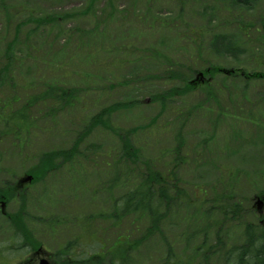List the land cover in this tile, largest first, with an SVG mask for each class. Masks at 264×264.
I'll return each mask as SVG.
<instances>
[{
    "label": "rangeland",
    "instance_id": "rangeland-1",
    "mask_svg": "<svg viewBox=\"0 0 264 264\" xmlns=\"http://www.w3.org/2000/svg\"><path fill=\"white\" fill-rule=\"evenodd\" d=\"M110 2L116 10L114 15L110 14L113 10ZM236 3V0H96L93 3L90 0H0V68L7 64L11 71L6 84L0 87V99L13 97L17 101L15 109H21L33 95L56 82L78 91L77 107L55 110L51 102L48 112L47 102L28 108L34 124L22 141L7 134L0 121V131L5 132L0 134V183L21 178L43 153L70 149L81 138L82 152L73 162L64 163L43 182L28 188V211L34 219L29 229L45 251L58 250L60 243L79 233L74 221L76 215L85 217L87 212L97 211L106 204L107 186L118 171L119 164L114 162L119 158V135L102 125L85 136L83 131L91 114L115 103L130 106L114 112L109 117L110 123L116 129L139 127L133 138L146 158H153L174 145L180 134L186 145L196 149L194 157L200 159L191 161L182 170L189 190L193 186L210 188L219 173L224 172L226 178L229 171L233 172L229 181L233 182L236 193L245 203H255L257 191L264 188V83L258 81L244 88L240 80H227L225 86L219 81L212 95L203 87L173 95L170 90L181 88L183 81L165 77L161 66L163 62L186 59L190 53L197 55L199 51L203 53L202 59L209 58L211 52L219 54L223 65L226 61L228 67L240 60L241 66L249 71L263 70V66L254 67V62H264V55L253 57L257 50L252 47L258 45L254 40L256 31L252 29L251 39L241 35L237 19L232 16L241 14L256 23L263 12L261 3L242 6L247 10H238L240 5ZM65 13L73 14L58 23L37 20ZM200 27L205 29L203 38L194 33ZM220 33L231 36L244 51L231 53L224 50V43H218L215 47L219 51L213 52L210 38ZM184 35L187 39L181 38ZM196 37L201 45L187 46ZM11 42L14 43L7 57L4 50ZM175 70L181 71L179 67L171 69ZM252 118L260 125L251 122ZM18 198L7 205L11 215L20 205ZM257 211L264 217V206ZM48 215L63 218L55 232L35 218ZM171 220L166 228L169 236L163 241H171L177 250L175 238L181 240L183 224L176 217ZM91 224L96 227L95 237L94 233L85 234L77 257L101 251L99 241L110 244L118 233L124 234L126 227L130 239L142 231L139 227L134 232L129 219L119 229L99 219ZM16 229V225L8 223L7 216H0V264L27 262L21 261V257L17 259L19 254L26 256L31 250L23 246ZM201 240L202 236L194 239L196 243ZM162 249L163 243L157 236L132 255L159 257ZM107 257L103 256L105 264L109 261Z\"/></svg>",
    "mask_w": 264,
    "mask_h": 264
},
{
    "label": "trees",
    "instance_id": "trees-1",
    "mask_svg": "<svg viewBox=\"0 0 264 264\" xmlns=\"http://www.w3.org/2000/svg\"><path fill=\"white\" fill-rule=\"evenodd\" d=\"M94 1L96 0H90V3ZM236 2L240 5L238 10L245 9L242 6L250 7L257 2L261 3L263 12L256 23L244 19V15L241 14H232V16L237 19V27L241 35L251 39L252 29L256 31L254 40L258 45L255 49L251 46L253 50H257L253 52V57L262 58L261 56L264 55V0H236ZM111 7L113 10L110 14L114 15L116 10L114 6ZM72 14L49 15L47 18L37 20L38 23H45V20L58 23L63 18L70 19ZM204 30L200 27L194 33H199V36L203 38L206 35ZM184 37L181 36L182 39H187ZM197 37L192 38V43L189 42L187 46L194 48L200 46L201 43L199 39V41L196 40ZM210 39L213 52L219 51L215 47L218 43H224V50L231 53L244 51V47L238 46L235 39H231V36L229 37L226 33L213 34ZM12 43L14 42L9 43L4 50L7 57H10ZM157 55L162 56L158 52ZM202 57L203 53L198 51L197 55L190 53L186 59L179 58V61L161 63L165 77L183 81L181 88L170 90L173 95L179 92L191 93L200 87L212 95L215 91V84L219 81L225 86L227 80L231 82L240 80L244 83V88L258 81L264 83V69L249 71L241 66L243 64L240 60L228 67L226 61L224 65L221 62L223 57L215 52H211L207 59H202ZM254 63L255 68L256 66L264 67L262 61ZM173 67H179L181 71H171ZM201 72L205 75L204 79L207 78L205 82H201L200 77L196 78ZM10 75L11 71L7 64L0 68V87L6 84ZM194 78L197 82H193ZM15 102L17 101L13 97L0 99V121L7 134H13L22 141L26 131L34 124V117L30 115L28 108L47 102L48 106L53 102L55 110L77 107L78 91L65 83L56 82L46 86L42 92L33 95L21 109H15ZM129 106V103H115L88 117L83 131L84 136L101 125L113 132H118L120 144L117 154L119 158L114 162V165L119 164L118 171L107 186L106 204L97 211L87 212L85 217L79 214L74 218L75 225L80 231L73 239L60 243L59 251L67 254L62 264H105L103 263L104 255L109 256L106 258H109L108 264H264V217L258 214L253 202L252 204L245 203L236 193L233 182L229 181L233 172L226 171V178L224 172L219 173L216 183L210 188L193 186V189L189 190L182 170L191 161L200 159L194 157L196 149L186 145L185 138L180 134L176 136L177 141L174 145L164 148L153 158H146L142 148L135 144L136 141L133 138L135 132L140 129L139 127L116 129L110 123L109 117L114 112ZM50 110L49 106L48 112ZM223 115L229 116L228 113H223ZM251 122L260 125L255 118H252ZM5 132L0 131V134L3 135ZM80 142L81 138L77 139L70 149H52L40 155L39 161L28 169V172L34 175V184L43 182L50 172L57 171L64 163L73 162L82 152L79 148ZM221 167L223 166H220V169ZM256 194L264 196V188ZM3 196L8 201L19 197L20 205L14 214H9L7 221L11 222V225H16L17 237L20 238L23 246L37 247L39 241L29 229V223L34 219L28 211V192L18 193L14 182L6 179L5 182L0 183V197ZM173 217L183 224L182 231L179 233L181 240L175 238L177 250L173 248L171 241H163L169 236L166 228ZM35 218L42 222L45 228L51 230L50 232L57 231V225H61L63 220L62 217L51 215ZM98 219L103 222L107 221L108 226L114 229H119L120 225L129 219L131 225L134 226V232L138 231L139 227L142 231L138 236L130 239L127 234L128 227H126L124 234L118 233L110 244L99 241L101 251L81 259L75 253H81L85 234H92L96 231V227H93L91 223ZM157 236L163 243L159 257L149 255L141 258L132 255L137 253L150 239ZM201 236V242L196 243L194 239ZM211 237L213 241H210ZM134 257H136L135 260Z\"/></svg>",
    "mask_w": 264,
    "mask_h": 264
},
{
    "label": "flooded vegetation",
    "instance_id": "flooded-vegetation-1",
    "mask_svg": "<svg viewBox=\"0 0 264 264\" xmlns=\"http://www.w3.org/2000/svg\"><path fill=\"white\" fill-rule=\"evenodd\" d=\"M18 188H21L22 190L24 189V185L23 182L20 181V179L18 180ZM43 257L47 258L50 262V264H61L62 263V259L59 257V254H43L40 252H34V253H30L27 254V262H20L19 264H39V260H41ZM21 259L23 260V258L21 257ZM25 259V258H24Z\"/></svg>",
    "mask_w": 264,
    "mask_h": 264
},
{
    "label": "water",
    "instance_id": "water-1",
    "mask_svg": "<svg viewBox=\"0 0 264 264\" xmlns=\"http://www.w3.org/2000/svg\"><path fill=\"white\" fill-rule=\"evenodd\" d=\"M203 76V74H201ZM32 179L31 176H28L25 178L26 181H30ZM257 205V210H262L263 206H264V197H258V200L256 202ZM2 208H5V203L2 204ZM42 264H46L45 260H42Z\"/></svg>",
    "mask_w": 264,
    "mask_h": 264
}]
</instances>
